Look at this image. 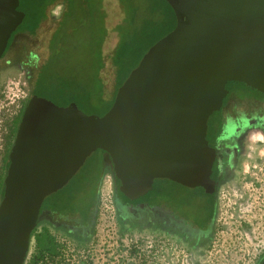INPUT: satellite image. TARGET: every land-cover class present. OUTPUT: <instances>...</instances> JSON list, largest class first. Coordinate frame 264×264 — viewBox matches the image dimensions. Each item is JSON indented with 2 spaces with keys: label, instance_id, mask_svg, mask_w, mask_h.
I'll return each instance as SVG.
<instances>
[{
  "label": "water",
  "instance_id": "95a60500",
  "mask_svg": "<svg viewBox=\"0 0 264 264\" xmlns=\"http://www.w3.org/2000/svg\"><path fill=\"white\" fill-rule=\"evenodd\" d=\"M176 25L156 41L103 115L32 94L18 124L0 200V264H25L46 198L97 150L136 200L157 178L214 188L211 115L238 81L264 93V0H167ZM0 0V60L26 13ZM260 264H264V259Z\"/></svg>",
  "mask_w": 264,
  "mask_h": 264
},
{
  "label": "trees",
  "instance_id": "16d2710c",
  "mask_svg": "<svg viewBox=\"0 0 264 264\" xmlns=\"http://www.w3.org/2000/svg\"><path fill=\"white\" fill-rule=\"evenodd\" d=\"M116 1L117 7L112 12L115 23L111 26V11L107 0H20L19 9L23 10L26 16L12 34L7 51L17 33L37 32L42 23L51 17L53 8L61 6L54 26L45 30V35L48 34L47 53L35 79L30 83L31 95L45 96L60 105L76 102L85 112L98 115H103L111 108L118 88L139 64L143 55L176 25L175 12L167 0ZM111 32H116L117 43L113 49L106 51L105 45ZM84 56L88 59V65H76V61L81 62ZM59 58L69 63L63 68V75L55 71L57 63L60 62ZM105 69L114 76L106 79L103 73ZM83 72L87 74L85 79ZM227 87L230 91L224 99L223 107L215 111L209 120L207 137L211 144H215L226 134L227 124L232 121L233 115L226 110L231 99L237 96L264 102V93L245 83L231 81ZM20 119L21 117L15 121L14 133ZM101 164V159L96 161L94 169L87 171L79 188L69 191L59 204H44L43 207H52L65 213L73 211V214H76L84 210V205L75 208L71 204L78 202L85 193L92 197L87 208H91L90 213L93 215L95 207L98 206L104 175V172L97 171ZM8 165L9 157L6 158V170ZM118 185L119 182L116 185L118 194L126 204L130 203L131 200L119 191ZM3 192L4 176L0 179V196H3ZM118 214L121 217L120 211ZM36 230L33 236L38 240V250L56 252L57 247L52 246L54 238L48 229H45L44 233H37Z\"/></svg>",
  "mask_w": 264,
  "mask_h": 264
},
{
  "label": "flooded vegetation",
  "instance_id": "af4514ba",
  "mask_svg": "<svg viewBox=\"0 0 264 264\" xmlns=\"http://www.w3.org/2000/svg\"><path fill=\"white\" fill-rule=\"evenodd\" d=\"M7 63H10V60ZM31 76H29L30 83L34 80ZM232 117V121L227 124L226 134L215 144L209 143L217 150L211 174L215 181L213 190L207 191L203 186H190L168 179L173 185L172 189H167L164 193L163 190H156L153 185V189L148 194L126 204L115 187L113 192L115 208L117 212H121L123 219L130 215L137 224L142 226L150 224L156 233L165 234L139 236L136 238L135 249L130 251L111 253L107 248L102 254L101 264H111L113 258H117L118 264H173L174 244L187 250L205 247L212 241L211 233L218 214L227 208L231 211L233 223L239 231L240 228L246 227L254 232V228L264 227V150L261 145L248 146L247 141L242 139L253 127L264 133V114L239 112ZM244 119H247V124H244ZM14 127L15 123L10 127L7 135L3 165L0 166L1 177L15 139ZM81 196L86 206L84 210L74 215L76 221L74 225L68 220L71 214L52 207H43L45 202L43 203L39 222L41 225L36 231L44 233L45 229H48L54 238L52 246H56L57 250L54 253L39 251L38 240L33 236L35 250L32 252L29 250L25 264H41L46 258L54 260L56 264H98L99 258L92 247L86 253L80 249L75 252L76 246L71 249V253L69 250L63 252L62 249V241L67 244L77 241L86 245L85 247L93 241L91 233L96 220L97 207L94 209L95 213L91 215V208H87L90 194L83 193ZM51 227L62 230L67 238L56 239ZM240 238L236 236L232 240L234 261H237L236 257L243 250ZM67 247L70 249V245ZM248 254L245 253V259ZM205 255L206 253L202 251H189L183 256H178L191 259L192 262H189L191 264H203L202 257ZM263 259L264 249L255 262L247 264H260Z\"/></svg>",
  "mask_w": 264,
  "mask_h": 264
},
{
  "label": "rangeland",
  "instance_id": "374dc122",
  "mask_svg": "<svg viewBox=\"0 0 264 264\" xmlns=\"http://www.w3.org/2000/svg\"><path fill=\"white\" fill-rule=\"evenodd\" d=\"M107 6H109L110 15V25L113 26L115 19H113V10L117 7L116 0H107ZM61 6H56L52 10V15L50 18L45 20L37 32H23L17 33L13 39L12 44L10 45L8 51L4 53L2 61L0 60V90L4 85L5 81L15 75H20L25 69L31 76L32 79H35L36 72L39 69L40 65L43 63L47 53V36L45 35V30L47 28L54 26L55 18L60 14ZM117 43V34L116 32H111L108 41L105 45L106 51L113 49ZM5 56V57H4ZM4 58V59H3ZM10 60V63L7 61ZM60 62L57 63L58 67L55 68V71L58 74L63 75V68L68 66V62L62 58H59ZM87 64L88 59L84 56L81 62L76 61V65ZM104 77L106 79L112 78L114 75L109 72L108 69L103 71ZM87 74L83 72V79H85ZM31 79V80H32ZM227 113L235 116L239 112L245 113H263L264 112V102H258L255 100H249L247 98L235 97L230 100L229 105H227ZM264 114V113H263ZM244 124H247V119H244ZM231 139V137H229ZM243 140L247 141V145L259 146L264 150V133L255 127L250 128L248 132L245 133V136L242 137ZM250 150V148H249ZM102 153H105L103 150L95 151L85 162L84 166L79 170V172L74 176V178L61 190L53 193L48 196L45 200V205H55L61 202L62 198L69 192L75 189H78L82 183L83 178L85 177L88 169L91 167L92 163L99 157L103 156ZM109 164L111 161L108 158ZM6 167V165H5ZM6 170V169H5ZM5 170L3 176H5ZM106 174H110L109 179L106 180ZM2 176V177H3ZM106 180V181H105ZM167 178H157L154 182L156 190H163L165 193L167 189H172L173 185L170 183ZM117 185L115 176L113 174L112 167L108 170V173L105 171L102 182L100 185V192L98 196V206L96 213V220L92 228V239L91 243H88L87 247L83 243L72 242L68 243L70 249L65 246L64 250H69V253L72 252L71 249L76 248L74 251L78 252L79 249L83 253H86L90 247L93 248V252L98 256V264H101L103 252L108 251L111 253H118L121 251H130L135 249L136 238L139 236L150 237L153 235H164V232L156 233L155 230L147 224L142 226L137 224L134 219L129 215L126 216V219H123L119 216L114 203V189ZM159 188V189H158ZM91 194L92 191L90 190ZM104 193L111 194V202L102 203V196ZM93 196V194H92ZM1 200V197H0ZM92 197H90V202ZM73 207L77 206H86V202L83 201L82 196L80 197V202L71 204ZM69 223L74 225L76 223L74 219V212H68ZM71 216V218H70ZM41 225V224H40ZM38 225V226H40ZM53 234L59 237V239L67 238V235L62 232L60 229L51 227ZM248 231V233H246ZM248 235V237H247ZM236 236L241 237L240 241L243 247V250L239 252L236 257L237 261H234L235 255L232 253V246ZM247 237V238H246ZM212 241H210L205 247L195 250H187L185 247L176 246L174 244L173 248V264H191V259L187 257H180L184 253L189 251L195 252H204L206 255L203 258V264H245L249 262H255L261 251L264 249V227L263 228H254V232H251L246 227L240 228V231L233 223L232 213L230 210H222L216 219V223L211 233ZM82 247V248H80ZM152 249V248H151ZM34 239H32L30 251H34ZM241 253V254H240ZM245 253H249L247 259H245ZM242 259V260H241ZM111 264H118L117 258L111 260Z\"/></svg>",
  "mask_w": 264,
  "mask_h": 264
},
{
  "label": "built area",
  "instance_id": "2783aa9c",
  "mask_svg": "<svg viewBox=\"0 0 264 264\" xmlns=\"http://www.w3.org/2000/svg\"><path fill=\"white\" fill-rule=\"evenodd\" d=\"M29 76L25 69L20 75L9 77L0 90V166L3 165V156L10 127L17 118L22 116L25 106L31 97ZM105 177L108 180L110 174H106ZM0 197L2 198V196ZM110 198L111 194L104 193L102 203H113ZM56 239H59V237L56 236ZM62 245L63 252H66L64 247L67 246V243L62 241ZM41 264H56V262L46 258L41 261Z\"/></svg>",
  "mask_w": 264,
  "mask_h": 264
},
{
  "label": "crops",
  "instance_id": "0c3cea01",
  "mask_svg": "<svg viewBox=\"0 0 264 264\" xmlns=\"http://www.w3.org/2000/svg\"><path fill=\"white\" fill-rule=\"evenodd\" d=\"M102 155L103 156H101V157H99V158H97L93 163H92V165H91V167L89 168V169H94L93 167H95V162L96 161H98L99 159H101L102 160V164H101V166L99 167V168H97V171L98 172H108V167H110V164H109V162H108V158H109V160H110V157H109V155L107 154V153H102ZM111 161V160H110ZM88 169V170H89Z\"/></svg>",
  "mask_w": 264,
  "mask_h": 264
}]
</instances>
